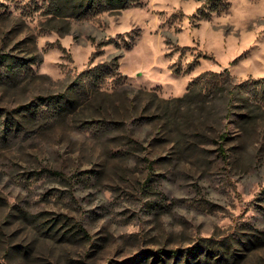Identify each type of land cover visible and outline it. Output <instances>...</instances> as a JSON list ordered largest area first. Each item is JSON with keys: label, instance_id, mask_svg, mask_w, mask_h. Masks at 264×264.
<instances>
[{"label": "rangeland", "instance_id": "rangeland-1", "mask_svg": "<svg viewBox=\"0 0 264 264\" xmlns=\"http://www.w3.org/2000/svg\"><path fill=\"white\" fill-rule=\"evenodd\" d=\"M131 1L0 0V264H264V0Z\"/></svg>", "mask_w": 264, "mask_h": 264}, {"label": "trees", "instance_id": "trees-1", "mask_svg": "<svg viewBox=\"0 0 264 264\" xmlns=\"http://www.w3.org/2000/svg\"><path fill=\"white\" fill-rule=\"evenodd\" d=\"M62 1V5L65 6L68 0H60ZM132 2L131 0H82L80 7H84L82 3H87L86 7L92 8L97 6L100 7V10H107V9H120L125 7L128 3ZM118 57L114 56L116 60ZM59 106H64L67 98L61 96L58 100ZM171 252V251H170ZM171 253L178 254V250H174Z\"/></svg>", "mask_w": 264, "mask_h": 264}]
</instances>
